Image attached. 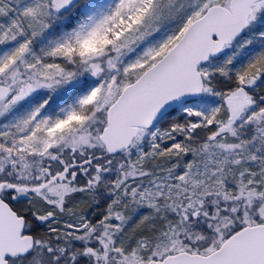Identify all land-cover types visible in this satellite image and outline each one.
I'll return each instance as SVG.
<instances>
[{"label":"snow or ice","instance_id":"1","mask_svg":"<svg viewBox=\"0 0 264 264\" xmlns=\"http://www.w3.org/2000/svg\"><path fill=\"white\" fill-rule=\"evenodd\" d=\"M0 264H264V0H0Z\"/></svg>","mask_w":264,"mask_h":264}]
</instances>
